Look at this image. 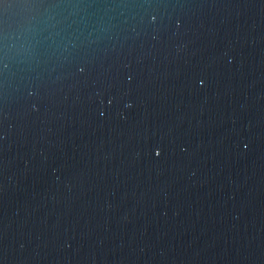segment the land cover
Segmentation results:
<instances>
[{"label": "water", "instance_id": "obj_1", "mask_svg": "<svg viewBox=\"0 0 264 264\" xmlns=\"http://www.w3.org/2000/svg\"><path fill=\"white\" fill-rule=\"evenodd\" d=\"M0 264H264V0H0Z\"/></svg>", "mask_w": 264, "mask_h": 264}]
</instances>
